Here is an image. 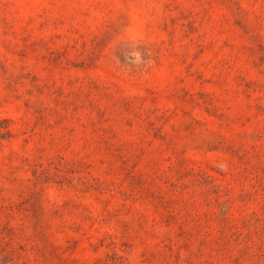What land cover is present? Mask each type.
Instances as JSON below:
<instances>
[{"label": "rangeland", "instance_id": "obj_1", "mask_svg": "<svg viewBox=\"0 0 264 264\" xmlns=\"http://www.w3.org/2000/svg\"><path fill=\"white\" fill-rule=\"evenodd\" d=\"M0 264H264V0H0Z\"/></svg>", "mask_w": 264, "mask_h": 264}, {"label": "clouds", "instance_id": "obj_2", "mask_svg": "<svg viewBox=\"0 0 264 264\" xmlns=\"http://www.w3.org/2000/svg\"><path fill=\"white\" fill-rule=\"evenodd\" d=\"M128 44L132 50L128 53L126 59H128L129 65L133 67L127 68L130 70H146L154 63L153 54L146 46L138 41H130ZM141 46H143V51L141 50Z\"/></svg>", "mask_w": 264, "mask_h": 264}]
</instances>
